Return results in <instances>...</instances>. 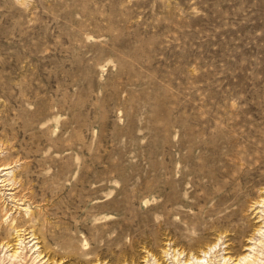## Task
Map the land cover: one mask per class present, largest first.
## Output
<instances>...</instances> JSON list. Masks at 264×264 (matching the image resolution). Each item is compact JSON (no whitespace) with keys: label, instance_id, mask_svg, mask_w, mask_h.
<instances>
[{"label":"rangeland","instance_id":"1","mask_svg":"<svg viewBox=\"0 0 264 264\" xmlns=\"http://www.w3.org/2000/svg\"><path fill=\"white\" fill-rule=\"evenodd\" d=\"M263 197L264 0H0V264H262Z\"/></svg>","mask_w":264,"mask_h":264},{"label":"bare ground","instance_id":"2","mask_svg":"<svg viewBox=\"0 0 264 264\" xmlns=\"http://www.w3.org/2000/svg\"><path fill=\"white\" fill-rule=\"evenodd\" d=\"M261 200H262V202L260 203V206L262 207L261 211L263 212L262 214H264V197ZM23 243H24L23 240L20 238L19 241L17 242L19 248L16 247L13 250V252L10 254V256L15 257V258L18 257V255H20V252L23 250V247L25 246ZM209 250H204L203 254L196 256L198 263H200V264H211V262L207 258V254H208ZM246 257H247V254L243 255L242 257H239V261L242 260L243 258H246ZM183 263L184 264H191V259H189V260L186 259L183 261ZM262 264H264V261Z\"/></svg>","mask_w":264,"mask_h":264}]
</instances>
